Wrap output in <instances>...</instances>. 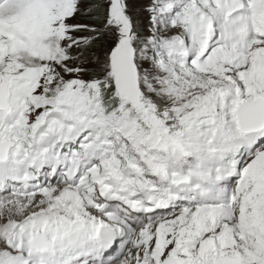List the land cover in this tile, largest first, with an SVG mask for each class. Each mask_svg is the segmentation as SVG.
Returning a JSON list of instances; mask_svg holds the SVG:
<instances>
[{
	"label": "snow or ice",
	"instance_id": "1",
	"mask_svg": "<svg viewBox=\"0 0 264 264\" xmlns=\"http://www.w3.org/2000/svg\"><path fill=\"white\" fill-rule=\"evenodd\" d=\"M0 264H264V0H0Z\"/></svg>",
	"mask_w": 264,
	"mask_h": 264
}]
</instances>
